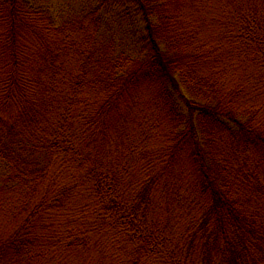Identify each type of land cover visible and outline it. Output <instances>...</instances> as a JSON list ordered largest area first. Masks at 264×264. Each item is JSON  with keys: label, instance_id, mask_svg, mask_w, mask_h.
<instances>
[{"label": "trees", "instance_id": "obj_1", "mask_svg": "<svg viewBox=\"0 0 264 264\" xmlns=\"http://www.w3.org/2000/svg\"><path fill=\"white\" fill-rule=\"evenodd\" d=\"M114 1L0 0V264H264V0Z\"/></svg>", "mask_w": 264, "mask_h": 264}, {"label": "rangeland", "instance_id": "obj_2", "mask_svg": "<svg viewBox=\"0 0 264 264\" xmlns=\"http://www.w3.org/2000/svg\"><path fill=\"white\" fill-rule=\"evenodd\" d=\"M29 4L49 9L56 17H63L78 10L99 8L102 29H114L136 51L141 47L142 27L140 16L134 4L114 0H26ZM213 7V5H212ZM147 100V95L137 96V100Z\"/></svg>", "mask_w": 264, "mask_h": 264}]
</instances>
